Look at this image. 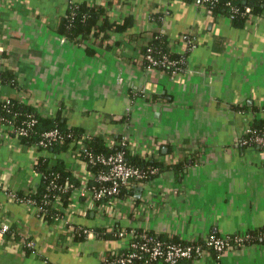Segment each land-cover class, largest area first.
I'll return each instance as SVG.
<instances>
[{
  "label": "crops",
  "instance_id": "1",
  "mask_svg": "<svg viewBox=\"0 0 264 264\" xmlns=\"http://www.w3.org/2000/svg\"><path fill=\"white\" fill-rule=\"evenodd\" d=\"M71 1L94 0L0 3L3 65L19 85L4 88L3 96H18L39 114L59 112L70 126L104 135L106 145L120 135L132 154L163 165L114 204L80 201L71 221L107 232L116 224L132 226L182 241L263 228L264 147L241 139L252 110L264 116V14H252L238 27L230 17L184 0H99L112 2V17L132 14L137 23L113 32L107 46L90 55L56 31ZM157 11L166 12L163 30L172 50L188 52L185 68L174 74L146 69L134 41L128 44L130 34L155 26L150 14ZM187 32L195 40L190 49L180 39ZM40 153L61 158L81 182L90 176L72 150L38 151L0 134V224L18 234L0 241V264H104L106 253L122 248L117 237L93 231L74 242L67 236L69 221L49 223L36 206L7 194L36 186ZM26 238L31 252L23 246ZM179 264H264V242Z\"/></svg>",
  "mask_w": 264,
  "mask_h": 264
},
{
  "label": "trees",
  "instance_id": "2",
  "mask_svg": "<svg viewBox=\"0 0 264 264\" xmlns=\"http://www.w3.org/2000/svg\"><path fill=\"white\" fill-rule=\"evenodd\" d=\"M186 2H194L206 7V9L213 15H226L230 17L235 26L242 27L249 20L252 14H264V0H184ZM111 1H73L69 4L65 15L59 20L56 25L57 33L63 36L66 40L83 45L85 52L94 54L99 52L100 48L107 46L111 39L113 32H124L136 25V18L132 14H127L121 18H114L110 15L112 8ZM247 8H250L247 11ZM165 11H157L150 14L151 20L155 26L149 30H143L139 34H130L128 37V44L131 40L134 41L135 47L142 55L141 64L149 70H163L165 72L174 74L183 70L187 62L188 52H175L171 48V39L163 30V21L165 20ZM142 35V36H141ZM187 37V48L190 49L195 40L188 32L184 33ZM107 41V42H106ZM118 43V42H117ZM120 43V42H119ZM187 49V50H188ZM186 50V51H187ZM152 54L156 58L167 56L168 59L176 61L175 65L171 64H152L147 55ZM6 51H0V128L6 125L4 131L11 135L18 136L20 143L28 148H34L38 151L46 150L53 154L63 153L67 151H74L80 159L86 161V169L90 174L89 184H99L96 177L99 172L106 169L100 162L92 163L90 154L97 159L99 155H109L121 151L124 153L125 161L132 166L150 170L153 167L158 168V172L151 174L148 178H153L162 171L163 165L151 160H141L138 155L132 154L128 150V146L120 135L116 136V143L112 146L106 145L104 135L89 134L80 126H70L66 122V116L59 112L53 115L39 114L35 108L26 103L20 97L7 96L3 98V90L6 87L18 89L14 71L3 65L5 61ZM181 69V70H180ZM264 110V105L261 107ZM260 109V110H261ZM254 108L252 110L253 119L249 123L254 134H264V116H258ZM35 120V121H34ZM10 124L14 125L11 129ZM17 127H25L28 131L27 135H21L17 132ZM17 128V129H16ZM49 130H57L56 136L53 138L46 137L45 132ZM16 132L19 134L17 135ZM2 137L4 134H1ZM5 137V136H4ZM249 138L250 135H244ZM40 141L47 142V145L41 144ZM44 145V146H43ZM181 165V164H179ZM34 170L38 175L37 184L32 190L28 191H13L10 190L17 198L24 200H32L38 207V214L47 222L53 223L55 221L64 220L65 206L71 202L75 189L81 185V180L77 179L71 172L69 166L57 156H47L40 153L34 163ZM137 182V181H136ZM142 182V181H138ZM145 182V180L143 181ZM68 186L65 188V184ZM135 186L133 184L130 188L120 186L119 199L124 198L128 193H133ZM85 201L81 199V201ZM17 202V200H14ZM107 202V198L102 201H96L93 205H99ZM114 226L112 232H107L105 227H96L91 230L98 235L110 238L115 236ZM88 226L75 227L69 229L67 232L68 238L74 242H81L88 236L83 232V228ZM7 235H18L15 229L7 231L3 239ZM210 235L227 238L234 248L253 243L264 242V227L260 229H249L243 233H235L229 235H221L216 232H210ZM243 235L240 244L236 239ZM159 238L166 242H182L176 238L169 239L158 235ZM2 239V240H3ZM23 246L27 251H32V247L28 245V238L23 239ZM203 246L206 243L201 242ZM233 248V249H234ZM209 251L215 256L218 252L213 248ZM117 260V254L108 252L103 256L104 264H120ZM159 261L135 259L132 264H156ZM165 263V262H164Z\"/></svg>",
  "mask_w": 264,
  "mask_h": 264
},
{
  "label": "built area",
  "instance_id": "3",
  "mask_svg": "<svg viewBox=\"0 0 264 264\" xmlns=\"http://www.w3.org/2000/svg\"><path fill=\"white\" fill-rule=\"evenodd\" d=\"M4 0H0L1 2ZM73 2V1H71ZM250 8H247L249 11ZM180 39L184 42H187V37L183 34L180 36ZM194 46V45H193ZM192 46V47H193ZM0 51H4V47L0 45ZM147 59L152 64H171L175 65L176 61L170 60L167 56L162 58H156L152 54L147 55ZM181 70V69H180ZM6 98L9 101V98ZM35 121V120H34ZM11 129L14 128L13 124H10ZM6 125H3L0 128V134H4L6 138L18 139V136L8 134V131H4ZM9 126L6 128L8 129ZM18 128V129H17ZM17 132L21 135H27L28 131L25 127H17ZM16 132L17 135H19ZM46 137L53 138L57 134V130H49L45 133ZM244 135H250L249 138L242 137L241 144L253 146L257 145L259 147H264V134H254L252 126L249 124L244 129ZM19 140V139H18ZM41 144L47 145V142L40 141ZM125 144V140L123 142ZM43 145V146H44ZM92 163L100 162L106 169L98 173L96 180L99 184H89V176L87 179L82 181L81 185L75 189V192L72 196L71 202L65 206V217L64 220L69 221V229H74L77 227H83L85 225L74 223L71 221L69 216H72L81 201L85 200V203L88 206H93L96 201H102L107 198V202L110 204L117 201L119 197L120 186H126L130 188L131 185L136 181H148L152 178H148L151 174L158 172L157 167H153L150 170H144L132 165H129L124 158V153L118 151L109 155H99L94 158L90 154V159ZM85 164L86 161L84 160ZM160 173V172H159ZM158 173V174H159ZM68 186V183L65 184V188ZM7 194L13 199L17 200L18 203L36 206L32 200H24L17 198L14 193L7 191ZM38 209V207L36 206ZM13 229L8 223L0 224V241L3 239L5 233ZM83 232L87 236H90L93 232L89 227L83 228ZM115 236L119 239L122 244V248L117 250V262L120 264H132L133 260L140 259L146 261L152 259L155 261H162L167 264H179L184 260H194L199 259L205 256L209 251V248H213L218 252L217 257H220L227 251L233 250V246L226 241L227 238H221L219 236H214L207 234L202 238V240H190V241H180V242H166L163 239L159 238L158 235L154 232L148 230H138L132 226L125 227L123 225H117L115 228ZM243 235L239 236L236 239L238 244L241 243ZM201 242L206 243L205 246ZM30 246H33V242L30 240L27 243Z\"/></svg>",
  "mask_w": 264,
  "mask_h": 264
}]
</instances>
